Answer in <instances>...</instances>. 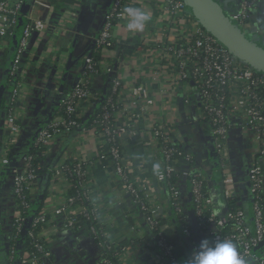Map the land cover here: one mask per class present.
<instances>
[{
	"label": "built area",
	"instance_id": "built-area-1",
	"mask_svg": "<svg viewBox=\"0 0 264 264\" xmlns=\"http://www.w3.org/2000/svg\"><path fill=\"white\" fill-rule=\"evenodd\" d=\"M223 2L231 7L230 24L243 34L251 26L259 0ZM84 3L0 0V90L6 99V106L0 107L4 112L0 114V174L9 172L0 189L2 237L11 241L18 238L26 221L25 212L41 190L43 176L35 164L38 156L30 154L29 149H42L39 156L49 164L47 159L53 158L58 143L70 133L92 131L103 136L96 158L110 162L120 191L130 200L131 243H139L148 255H160L164 264H186L202 239H227L240 246L247 264H264V246L257 250L264 241V71L235 55L203 25L185 0H111L93 47L82 59L81 75L73 74L69 68L75 62L65 59L57 41L68 43L64 39L66 31L79 32L77 12ZM133 3H138L139 9L153 8L143 34L130 32L122 15L123 9ZM35 8L44 14H29ZM33 38L40 40L42 47L47 46L42 60L31 52ZM125 45L143 53L141 59L136 56L139 70L126 97L131 100L130 106L139 108L140 119H146L145 130L157 150L149 157L158 152L164 156V164L154 168L152 177L146 180L133 177L123 152L126 141L137 135L136 124L115 120L118 111L127 109L125 77L115 73L119 66L116 58L121 59L123 50L128 52L123 49ZM49 55L52 70L33 73L31 67L35 70L47 64L45 57ZM36 83L42 88L39 92L29 89ZM97 85L107 92L99 93ZM49 92L54 96L50 98ZM94 98L103 101L100 111L95 112ZM180 104L183 114L175 110ZM90 118L92 124L87 128L84 122ZM207 137L221 160L217 178L203 148ZM243 147L245 155L241 157ZM20 151L23 157L13 161ZM91 162L80 153L51 168L54 177L67 184L65 201L57 206L45 203L32 219L29 232L36 239L34 251L17 256L14 246L6 243L10 262L58 264L52 258L55 252L43 226L61 223L59 230L70 236L82 223L97 221L100 211L92 198ZM162 184L170 202L163 197ZM234 199L239 201L235 208L229 204ZM166 206L175 215L181 235L172 222L164 221ZM3 217L9 221L5 229ZM90 226L97 238L95 224ZM165 228L190 239L186 253H177L178 246L164 233ZM149 234L152 241L143 244L141 239ZM155 240L157 248L153 247ZM98 242L102 255L91 264H114L104 254L109 245Z\"/></svg>",
	"mask_w": 264,
	"mask_h": 264
},
{
	"label": "crops",
	"instance_id": "crops-1",
	"mask_svg": "<svg viewBox=\"0 0 264 264\" xmlns=\"http://www.w3.org/2000/svg\"><path fill=\"white\" fill-rule=\"evenodd\" d=\"M217 3L223 15L229 21L231 7H229V5H225L223 0H217ZM110 4L111 0H85L83 8L77 12L80 24L79 32L75 34L70 31H66L67 34L66 36H64L66 37L64 39L68 41V43H64V41L62 40L57 41L59 43L62 55L65 57V59L69 61L73 60L75 62V64H73V66L69 68L72 70L73 74L76 73V75H81L80 66L83 61L82 59L88 53L89 49L93 47L94 39L99 33L102 15L104 13V10L107 8V6H110ZM139 6L140 5L138 3H133L132 7L139 9ZM140 10L149 13L153 10V8L142 7L140 8ZM29 14H32L34 17H40L44 14V12L42 11V9L39 10L35 8L34 10H30ZM250 21L251 26H249L247 30H244L245 35L250 37V39L253 37L256 38L258 43H261V45L264 47V0H259L258 7L253 12ZM139 33L143 34V31H140ZM140 41L142 42L141 39H139V42ZM33 44L34 45L32 46L31 52L34 55H38V58L42 60L43 55L41 54L45 53L44 51L47 49V46L42 47L41 41L35 40L34 38ZM125 48L126 50H128V52H124L123 50L120 56L121 59L119 60L118 58H116V61L119 62V66L115 71V73L118 72V74H121L125 77V83L123 86L124 97L130 94L129 92H131L132 87L135 84L134 75L137 76V70H139L136 56L138 57V59H141V55L143 54L135 51L128 45H125L123 47V49ZM45 61L47 62V64L43 63L40 66H36L35 70L34 67H31L33 73L35 71L37 74L49 73V71H51L53 68V66H51L52 60L50 59V55L49 58L45 57ZM73 74L72 80L74 78ZM50 81H52L51 78ZM127 81L129 83L126 84ZM29 89L36 92L42 90L39 83H36L35 85L33 84V86H30ZM98 89L99 93L102 92V90L107 92L104 86L102 88L99 86ZM56 93H58L57 90L55 92V95ZM3 95L4 91L0 90L1 98L3 97ZM48 96L51 98L54 96V93L49 92ZM41 97L44 98V96ZM32 99L34 100V97H32ZM34 101L36 102V100ZM102 102L103 101H99L98 99L94 98V100L92 101V105L98 108L101 107ZM130 102L131 100L126 97L124 106L127 107V109H125L126 111H118L115 120H118L121 123H129L131 125L136 124L137 135L134 138L128 139L126 141V143L123 145V152L126 155L127 164L131 167L132 174H134L133 177L138 180H146L152 177L154 168L156 169L157 165L158 167H160L164 164V156L161 152H158L154 155V157H149V154H154L155 152H157V150L152 145L149 134L147 130H145L146 119H140L141 115L137 113L139 112V108L134 105L130 106ZM159 107L162 108L165 112L167 111L166 107H163L162 105H159ZM175 110H177L178 114L184 113L182 104L177 105L175 107ZM90 113L91 110L87 111L85 116H90ZM0 114H4L3 109L0 110ZM163 118L164 120H167V115H164ZM211 140L212 139H210V137H207L205 139V142H203V148L209 154L208 159L210 162L212 175L214 176V178H217L219 175L218 170L220 168L219 164L221 160L219 159L218 154H216L213 142ZM102 141L103 136L97 135V133L95 132H82L81 130H76L70 133V135L66 137L63 142L60 141L58 143L52 157L53 160H55V163L56 160L58 162L63 161L68 157L73 158L74 155H79L81 153L83 156L88 157L92 161L88 164V169L90 170L93 179L92 198H94V201H96L98 210L100 211L97 218L98 222L95 225V231H97L98 234L103 233L102 235L105 236L108 241L111 240V242L113 243H119L124 240L132 239L131 225L133 223V212H131L130 209V200L119 189L114 171L113 169H110V162H100L96 158V148L101 145ZM244 149L245 147L240 150L241 157L245 155ZM21 152L22 151H20V153ZM212 152L215 153L213 158L211 157ZM214 158H216V160H214ZM0 177H2L0 178V180H3L4 182L5 179L3 173L0 174ZM66 185L63 181L51 183L45 198L46 204H53L57 206L64 203L66 195L68 194ZM160 188L163 190L164 199L167 202H170L166 186L162 184L160 185ZM220 188L222 189L221 186ZM156 201L160 203V198H157ZM0 208H2V205H0ZM165 210L167 213V218H164V220L167 224L172 222L173 225L178 228V231L176 232L181 235V232L179 231L181 230V227L179 228L180 225L176 220V217L172 212H170V206H166ZM60 225L61 223L58 225L53 224L49 225L46 228L47 242L55 252L54 257L55 260L58 261V264H91L94 259L101 257L102 247L99 245L97 238L91 233L90 225H88L87 223H82L78 227V232L72 235L69 234L70 236H66L63 232H61V230H59ZM1 233H3V229L0 226V234ZM185 240L190 248V241H188L187 238H185ZM6 247L7 246L5 245L4 250L7 253L8 249ZM125 247L126 251L124 250V253L121 257V262L123 264L165 263L160 255H158V257L154 255H148V252L141 248L139 246V243L137 242H129ZM73 248L74 250H72ZM11 263L12 262H10L7 254L4 258L0 257V264Z\"/></svg>",
	"mask_w": 264,
	"mask_h": 264
},
{
	"label": "trees",
	"instance_id": "trees-1",
	"mask_svg": "<svg viewBox=\"0 0 264 264\" xmlns=\"http://www.w3.org/2000/svg\"><path fill=\"white\" fill-rule=\"evenodd\" d=\"M68 1H71V0H68ZM96 59L97 60L101 59L98 54H96ZM1 99L2 100H0V107H2V106L5 107L6 106V99L4 97H2ZM93 100L94 99H92L91 101H93ZM100 108L101 107H98L95 110V112L100 111ZM55 114H56V112L54 114H52V116ZM51 118H53V117H51ZM84 124L87 128H89L90 125L92 124V119L90 118L89 120H85ZM41 151H42V149H38L36 147H31V149H29L30 154H32L34 156H38V159L35 160V164H36V168L38 169L37 170L38 174H41L43 176V182H42L41 190L37 196L36 201H34L31 205V207L28 210H26V212H25L26 221L24 223V228H23L22 232L19 234L18 238L16 240H13V241L8 240V242H5V238H3L2 234H0V257L1 258H4L6 256V254L9 257L8 252L6 253L4 250V246L5 245L7 246L6 243H8L9 246H11V245L14 246V249L16 251L17 256L21 255L24 251H34L35 250L34 242L36 241V239L32 235H30V232H29L31 229L32 219L41 213V210H42L44 204L46 203L45 198H46V195H47L48 190L50 188V184L53 182L55 183V182L61 181V180L57 179L56 177H54V170L51 169L52 167H54L58 163V161L56 160V162L54 163L55 160H53V158L50 160H48L46 158L47 161H50V162H48L50 165L47 164L45 158L39 156ZM23 154H24V152L23 153H17L16 155H14L13 161H16V162L19 161L23 157ZM8 174H9V172L6 171L5 176H4L5 180L9 176ZM219 180L220 179H216V181H219ZM69 192H70V194H73L74 189L71 191L69 190ZM238 202L239 201L237 199H234L233 201H230L229 204L231 207L235 208L238 205ZM88 224L89 225H94V224L96 225L97 221L90 220L88 222ZM43 227L47 228L48 226L44 225ZM228 229H230V226L227 227L226 230L228 231ZM77 232H78V227L75 229V233H77ZM164 233L168 236V238L173 243L177 244V246H178L177 253L178 254H184V253H186V250H189V245L186 243L185 238L174 235L167 228H165ZM98 235L99 236L97 237V240H99L100 242H102L105 245H109V247H110V248L104 249V254L106 253V256H108V258H110V260H112L114 264H123L121 262V257L124 253L123 248L127 245V243H129V242L131 243L132 240L128 239V240L121 241L119 243H110L105 236H103L102 234H98ZM41 239L43 240V239H45V237H43ZM151 241H152V235H150V234L144 236L141 239V242L143 244H148ZM153 247L157 248L156 240L153 243ZM238 247H240V246L238 245ZM262 247L257 248V250H259L258 252L261 251L260 249ZM52 258L55 260V257H52ZM51 263H54V262L52 261ZM11 264H13V263H11Z\"/></svg>",
	"mask_w": 264,
	"mask_h": 264
},
{
	"label": "water",
	"instance_id": "water-1",
	"mask_svg": "<svg viewBox=\"0 0 264 264\" xmlns=\"http://www.w3.org/2000/svg\"><path fill=\"white\" fill-rule=\"evenodd\" d=\"M185 1L200 18L203 25L219 38L235 55L256 69L264 71V47L258 44L256 38L249 39L241 31L233 27L225 18L215 0ZM214 155L215 153L212 152L211 157L213 158ZM2 184L3 180H0V189ZM187 240L190 241L189 238ZM261 246H264V241L259 247Z\"/></svg>",
	"mask_w": 264,
	"mask_h": 264
},
{
	"label": "clouds",
	"instance_id": "clouds-1",
	"mask_svg": "<svg viewBox=\"0 0 264 264\" xmlns=\"http://www.w3.org/2000/svg\"><path fill=\"white\" fill-rule=\"evenodd\" d=\"M122 15L128 21L127 29L134 33L143 31L145 24L151 20L148 12L131 6L125 7ZM186 264H247V261L233 241L209 237L200 241Z\"/></svg>",
	"mask_w": 264,
	"mask_h": 264
},
{
	"label": "rangeland",
	"instance_id": "rangeland-1",
	"mask_svg": "<svg viewBox=\"0 0 264 264\" xmlns=\"http://www.w3.org/2000/svg\"><path fill=\"white\" fill-rule=\"evenodd\" d=\"M216 2H217V0H215ZM243 35H244V33H243ZM259 45H261V43H258ZM261 47H262V45H261ZM3 206V205H2ZM2 221H3V223H4V225H5V227H4V229L6 228V227H8L9 226V221H8V219H6V218H2ZM6 233V232H5ZM7 234V233H6ZM5 242H8V238H5Z\"/></svg>",
	"mask_w": 264,
	"mask_h": 264
}]
</instances>
